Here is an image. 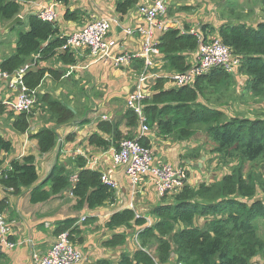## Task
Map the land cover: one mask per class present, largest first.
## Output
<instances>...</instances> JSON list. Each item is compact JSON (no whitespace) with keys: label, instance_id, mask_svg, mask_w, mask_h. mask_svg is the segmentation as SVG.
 <instances>
[{"label":"trees","instance_id":"obj_1","mask_svg":"<svg viewBox=\"0 0 264 264\" xmlns=\"http://www.w3.org/2000/svg\"><path fill=\"white\" fill-rule=\"evenodd\" d=\"M37 0H0V24L12 21L21 10L20 3ZM62 1V0H56ZM138 0H119L117 12L124 16L137 4ZM264 8V0H262ZM79 11L67 13L65 20L77 21ZM20 23L12 27L13 30ZM26 31L17 34L16 50L0 64V70L8 75L13 74L32 55H39L40 61L55 57L56 51L62 46L64 38L58 36L55 24L42 22L38 15L27 19ZM168 28L158 36V48L164 57V69L168 72L183 73L190 66L189 56L196 52L198 39L189 33L190 30ZM208 25L202 26V31ZM214 32L232 54L239 58L238 72L248 78L247 91L253 98L264 103V21L255 27L245 23L232 24L226 22ZM207 36V35H206ZM203 36L204 39L207 37ZM45 44V45H44ZM59 60L67 66L74 65L73 55L63 53ZM46 74L58 79L60 71L37 69L29 71L23 77V83L29 90H36ZM230 73L221 68L211 70L207 75L198 77L188 86L165 89L163 79L152 84V94L144 101V114L148 126L157 132L158 137H169L176 142L188 141L203 128L214 143V153L226 164L234 156L238 165L222 176L218 181L200 183L197 186H184L173 192L170 200L161 198L160 204L150 211L153 222L146 225L144 217H137L132 209H123L113 213L106 226L115 229L130 224L139 227L136 234L138 247L131 254H122L117 264H168L173 258L181 264H259L255 262L258 254L264 249V242L258 237L254 220L264 215L263 200L255 199L258 191L264 192L262 175L243 171L247 162L264 159V119L227 116L218 108L208 106L210 97L215 96L218 104L228 88L233 87ZM223 88V89H220ZM224 92V93H225ZM209 94V95H207ZM56 126L68 124L74 120V112L58 100L45 96L40 100ZM3 106L0 105V111ZM19 114L12 123V128L24 134L29 128V118ZM137 117L126 110L122 121L99 120L97 132L91 134L87 142L89 146L100 150L110 147L117 148L122 139H133L131 132L123 134L122 124L128 130L137 127ZM32 137L37 140L41 155L50 152L57 140L56 130L43 127ZM145 147L148 141L139 139ZM11 149V143L0 136V187L4 198L0 199V211L6 205V195H19L23 190L30 189L29 200L32 204L45 202L50 197L69 190L76 199V207L95 209L112 202L114 190L104 185L102 174L85 168V162L77 158L79 171L75 175L72 186L71 173L59 165H55L47 177L36 186L38 175L33 155L22 157L10 162V168L2 169L3 154ZM197 149L188 151L184 159H197ZM48 186V190L43 188ZM261 188H260V187ZM203 221L196 225V221ZM75 219L59 221L54 229L56 237L67 233L73 243L79 233ZM73 236V237H72ZM55 241V240H54ZM126 235L115 234L103 243L106 248L124 245ZM155 248V254L151 250ZM173 257V258H172ZM95 264H114L107 259L96 261ZM176 264V263H175Z\"/></svg>","mask_w":264,"mask_h":264},{"label":"crops","instance_id":"obj_2","mask_svg":"<svg viewBox=\"0 0 264 264\" xmlns=\"http://www.w3.org/2000/svg\"><path fill=\"white\" fill-rule=\"evenodd\" d=\"M118 1L37 0L35 2L20 3L21 10L18 15L22 18L20 24L25 31L28 29L26 25L28 17L37 15L39 10L50 8L57 12L58 19L54 24L58 29V34L50 38L48 42L55 40L57 36L64 38L68 33L83 28L94 19H110L114 21L115 25L111 32V38L117 43V51L125 53L140 52L142 48L141 40L137 36L127 37L124 34V30L144 25V21L138 15V8L143 4L150 3L152 0H138L137 4L123 17L118 14L116 9ZM253 1L255 3L252 4ZM259 1L231 0L228 3V0H216L213 4L210 0H168L169 9L167 8V10L171 16H167L166 19H171L179 24L175 26L177 27L175 29L182 31L185 29L184 27L188 28L187 30L194 29L199 31L202 36H206L212 29L217 30L220 25L228 22V15L232 16V24L245 23L255 27L258 23L264 21V8L261 9L262 14H260V9H256V6L261 7ZM227 3L228 7L233 8L228 9ZM210 4L212 6H209ZM74 11H79L78 20L74 22L65 20V15ZM7 24H0L1 61L9 58L16 50L17 36L10 32L12 28L6 29ZM203 25H208V29L205 32L202 31ZM156 36L158 38L159 34H156ZM117 47L114 46L113 49ZM3 53L5 56L2 59L1 54ZM72 55L75 60V64L72 66L64 65L59 60V56H55L47 61H38L33 70L46 69L63 73L58 79L46 74L42 83L36 89V95L39 103L45 96L58 100L74 112L76 120L65 125L56 126L52 120H49V117L44 118L38 111L34 112L29 118L27 131L24 134H19L12 128V123L18 114L7 111L4 106L3 110L0 111V136L11 143V149L8 153L3 154L4 164L2 167L3 169L8 168L12 160L33 155L38 175L36 186L43 182L56 164L62 166L67 173L72 174L71 184L73 186L75 175L79 171L76 159L81 158L85 162L86 169L97 171L116 184L114 198L112 202L106 203L102 207L95 209L82 207L78 209L76 207V199L69 190L52 196L45 202L35 204H32L29 200L30 189L23 190L19 195H6V205L1 212L12 233L10 241L20 243V245L1 254L0 264H33L32 253H47L56 238L54 229L57 223L66 219L76 220L75 226L78 228L79 233L75 235L73 243L82 251L83 260L81 264H95L96 261L101 259H107L117 264L122 254H131L138 247V242H136V247H131L127 243L129 241V229L136 228L134 240L137 241L136 234L139 227L130 224L110 230L106 226L110 216L123 209H131V206L134 211L131 203L132 196H139L141 199V214L136 215L144 217L146 225H148V220L153 222L150 211L164 201L158 197L153 185L148 183L150 182L149 179L144 180L138 192L133 190L124 168L114 165L112 159L108 156L111 147L107 150H100L89 146L87 142L88 137L97 132L96 126L99 119L103 120L102 118L105 117L108 121H122L123 123L124 113L128 110L125 106V100L130 92V82L133 74L142 69L143 62L135 60L127 67H115L110 61H100L87 67L90 59L86 51L73 52ZM195 59L196 52L189 56V62L192 63ZM164 64L165 62L163 61V64L158 65L153 72L170 73L167 69H164ZM238 69L230 74L233 78V93L235 96L239 95L240 91H247L248 78L240 74ZM165 82V89L173 88L171 83ZM8 96L9 92L5 83H0V101L7 99ZM214 101L216 100L214 99ZM207 103L209 104L208 106L214 108L213 101ZM81 105H84V107H81L82 112L81 110L78 112L81 115L76 116V110ZM218 105V109L223 106V104ZM87 112L95 115V118L90 123H88L89 115L85 116ZM43 127L55 129L57 140L50 152L41 155L38 150L37 140L32 135L39 132ZM120 130L123 134L128 131L131 132L134 139L140 136L138 127L134 130H128L122 124ZM144 139L148 141L158 162L162 160L164 161L162 163H185L188 166L190 186L210 183L220 179L217 178L216 172L209 171L206 175L204 171L194 170V166H198V169L201 168L198 160H204L202 159L204 155L199 154L197 160L184 159V154L188 151L200 149V143L192 144L190 140L182 142L171 141L169 137L154 136L152 131ZM205 180L207 181L205 182ZM43 189L48 190L49 187L45 186ZM82 219H84L83 222L81 221ZM123 233L126 235L124 245L115 248L103 246V243L111 236ZM175 263L177 262L173 260L172 264ZM258 263L264 264L263 261Z\"/></svg>","mask_w":264,"mask_h":264},{"label":"built area","instance_id":"obj_3","mask_svg":"<svg viewBox=\"0 0 264 264\" xmlns=\"http://www.w3.org/2000/svg\"><path fill=\"white\" fill-rule=\"evenodd\" d=\"M167 8L168 0H152L148 4L139 6L138 15L144 21V25L124 30L127 37L137 36L141 40L140 52L117 51V43L111 38L115 25L110 19H96L83 28L68 33L64 44L60 47V51L64 53L86 51L90 59L87 67L100 61H110L115 67H127L135 60L143 62L142 69L133 74L130 92L125 100L126 108L137 117L140 136L135 139H122L117 148H110L108 156L114 165L124 168L134 191L138 192L144 180L149 179L148 183L153 185L159 198L166 197L189 185V169L185 163L158 162L152 148L139 143V139L151 133L144 114V101L152 92L153 82L163 79L171 83L173 88H181L191 85L196 78L207 75L213 69L221 68L231 74L240 66L239 58L232 54L230 48L224 45L218 36L206 40L199 31L191 29L189 33L197 37L198 47L196 59L190 63L188 70L183 73L153 72L164 61L158 48L159 42L156 34L160 35L168 28H177L175 26L179 25L176 21L166 19ZM37 15L40 20L47 23H55L58 19L57 12L50 8L39 10ZM114 46L117 48L113 49ZM37 58L35 61L26 62L11 75L0 70V83L6 82L9 92L8 98L0 101V104L5 106L7 111L18 115L28 114L35 105L36 91L25 87L23 77L36 66ZM102 119L106 120L105 117ZM101 180L104 185L115 190L116 184L107 176L102 175ZM2 197L0 196V199ZM81 221L83 222L84 219ZM147 224L150 226L152 221L148 220ZM11 234L10 227L0 211V255L20 245V243L10 241ZM32 261L33 264H81L82 254L68 243L67 234H61L47 253L33 252Z\"/></svg>","mask_w":264,"mask_h":264},{"label":"rangeland","instance_id":"obj_4","mask_svg":"<svg viewBox=\"0 0 264 264\" xmlns=\"http://www.w3.org/2000/svg\"><path fill=\"white\" fill-rule=\"evenodd\" d=\"M210 1L213 4L216 2V0H210ZM220 1H223V0H220ZM230 1L231 0H228V3ZM195 3H197V2H195ZM228 3H227V7H228ZM253 3H255V2L253 1L252 4ZM259 5H261V7L260 6H256V9H260V14H262V11H261V9L263 8V6H262V0L259 1ZM209 6H212V5L210 4ZM232 8L233 7H228V9H232ZM246 15H249V14H246ZM167 16H171V15L168 14V10H167ZM228 16H229V20L228 21L229 22H232V20H233L232 19V16L231 15H228ZM19 31H24V28H23V26L21 24L18 25V26H16L14 28V30H12L10 32H13L14 33V36H17V34H18ZM207 35H208V37L206 38V40L207 39H211L213 37H217V35L214 34V32L213 33L212 32H209V33H207ZM0 38H1V34H0ZM58 53L63 54L64 52H61L60 51V48H59L56 51V55L55 56H59L60 54L58 55ZM65 53H69V52H65ZM69 54L72 55V53H69ZM4 56H5L4 53L1 54V58L2 59H3ZM32 56H34L33 59H32ZM32 56H31L30 59L33 60V61H35L36 57H38L37 60H36V64H37L38 61H40L39 60V55H32ZM2 61L0 59V64H1ZM88 64H89V62H88ZM70 66H72V65H70ZM89 66H91V65H89ZM33 68L31 70H29V71H34ZM68 77H66V78H68ZM5 85H6V88L8 90V86H7V83L6 82H5ZM220 89H223V88H220ZM233 89H234V87H230V88H228V90L226 92L224 90H222L223 91V96H221L220 97V100H219V102H223L224 103L223 106L220 109L222 111H224L227 116H235V117H240L241 116V117L249 118L251 120L257 119V118L258 119H264V103L261 102L260 99L253 98L249 91H246V92L240 91L239 92L240 94L237 95V96H235L234 93H233ZM214 98H215V96L214 97H211L209 101H213L214 102V105L213 106L215 108H219V105L217 104L216 101H214ZM205 103L207 104V102H205ZM81 107H84V105H81L79 109L77 108V110H76V112H77L76 116H80L81 115V113H78L81 110ZM38 111H40L41 115L44 118L45 117H47V118L49 117L50 118V115L47 113L45 106L44 107L41 106V104L38 101V97L36 95V103L33 106V108L30 111V113H28L26 115L31 116V115H33L34 112H38ZM81 112H82V110H81ZM88 115H89V117H88V119H89L88 123H90L95 118V115L93 113H88L87 112L85 114V116L87 117ZM74 120H76L75 117H74ZM99 120H101V119H99ZM151 131L154 134V136L157 137V132L155 130L153 131V129H151ZM196 131L197 132L194 134V136L191 139H189V140H190V142L192 144H194V143H197V144L200 143V149L197 150V153H198V155L199 154L204 155V156H202V157H204V160H202V161L201 160H198L200 162V164H201V168L198 169L197 168L198 166L197 167L194 166L193 167L194 170H196V171H198V170L199 171H204V174H206V175H207V173L209 171L210 172H216L217 178H221L222 176L230 173L232 171V169L235 168L238 165V163H239V161L237 159L238 157L237 156H234L232 158V160H229L228 159L226 164H222L223 161H221L219 159V157L217 156V154L214 153V149H215L216 146H214V143L207 136L205 130L203 128H198ZM169 139L171 141H174L172 138H169ZM186 155H187V153L184 154V157H186ZM160 162H164V161L161 160ZM195 163H197V162H195ZM9 168L10 167L5 168L4 170H7ZM191 170H193V169H191ZM243 171H245L246 173L252 172L254 174L262 175V179L264 181V159H260V160H257L255 162H247L244 165ZM200 174H201V172H200ZM218 175H219V177H218ZM206 181L207 180H205V182ZM2 198H4V197H2ZM255 199L263 200V203H264V192L259 190L258 193H257V195H256V197H255ZM169 200H170V196H166L165 197V201L168 202ZM131 203L133 205V209L136 212V214H141L140 213L141 212L140 211V209H141V199H140V197L139 196H132ZM130 208L132 209V206ZM202 224H203V221L202 220L201 221H199V220L196 221V225H202ZM254 224L256 225V228H257L258 237L264 242V215L258 216L254 220ZM129 230H130L129 233H128V235H129V241H128L127 245H130L131 247H136L137 246L136 245V242L137 241L134 240V231H136V228H132V229H129ZM154 250H155V248H153L151 250V254H153V253L155 254ZM173 260H174V258L171 260L172 262L171 263L169 262V263L172 264L173 263ZM255 260H256L255 262H261V261L264 262V249L258 254V256L256 257Z\"/></svg>","mask_w":264,"mask_h":264},{"label":"bare ground","instance_id":"obj_5","mask_svg":"<svg viewBox=\"0 0 264 264\" xmlns=\"http://www.w3.org/2000/svg\"><path fill=\"white\" fill-rule=\"evenodd\" d=\"M19 16V15H18ZM17 17V16H16ZM39 18V17H38ZM94 20H96V19H94ZM42 21V20H41ZM43 22V21H42ZM89 24V23H88ZM64 42H65V37H64ZM64 42H63V44H64ZM62 44V45H63ZM27 62H30V60L29 61H27ZM151 95V94H150ZM0 177H1V174H0ZM114 190V189H113ZM2 194H3V192H2V190H1V187H0V196H2ZM63 234H67V233H63ZM61 235V234H60ZM59 236V235H58ZM58 236L55 238V241H54V243L56 242V239L58 238ZM67 240H68V243L72 246V247H74L76 250H78L81 254H82V251L79 249V248H77L74 244H72L70 241H69V239H68V236H67ZM53 243V244H54ZM82 260H83V254H82Z\"/></svg>","mask_w":264,"mask_h":264},{"label":"water","instance_id":"obj_6","mask_svg":"<svg viewBox=\"0 0 264 264\" xmlns=\"http://www.w3.org/2000/svg\"><path fill=\"white\" fill-rule=\"evenodd\" d=\"M21 21H22V18L20 16L15 17L12 21H10L8 23V25L6 26V29L12 28L13 26L20 23ZM202 159H204V158H202ZM199 167H201L200 164H199Z\"/></svg>","mask_w":264,"mask_h":264}]
</instances>
